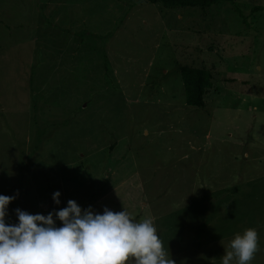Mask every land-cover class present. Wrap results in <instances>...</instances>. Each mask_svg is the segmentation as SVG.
<instances>
[{
	"label": "rangeland",
	"instance_id": "1",
	"mask_svg": "<svg viewBox=\"0 0 264 264\" xmlns=\"http://www.w3.org/2000/svg\"><path fill=\"white\" fill-rule=\"evenodd\" d=\"M182 66L211 72L203 108ZM0 194L10 223L68 200L150 218L175 264L255 228L264 264V0H0Z\"/></svg>",
	"mask_w": 264,
	"mask_h": 264
},
{
	"label": "clouds",
	"instance_id": "2",
	"mask_svg": "<svg viewBox=\"0 0 264 264\" xmlns=\"http://www.w3.org/2000/svg\"><path fill=\"white\" fill-rule=\"evenodd\" d=\"M60 195L52 194L56 205ZM15 198L0 194V264H175L150 218L107 207L101 214L68 200L47 215L17 208L10 223L8 206ZM258 247L256 229L247 228L229 241L220 264H251Z\"/></svg>",
	"mask_w": 264,
	"mask_h": 264
},
{
	"label": "trees",
	"instance_id": "3",
	"mask_svg": "<svg viewBox=\"0 0 264 264\" xmlns=\"http://www.w3.org/2000/svg\"><path fill=\"white\" fill-rule=\"evenodd\" d=\"M149 4H161L165 9L174 8H210L221 2L233 3V0H147ZM261 10L260 7L253 11ZM237 12V11H236ZM179 76L183 87L185 105L189 108L200 109L205 106L204 96L212 87L211 72L205 69L182 66Z\"/></svg>",
	"mask_w": 264,
	"mask_h": 264
}]
</instances>
